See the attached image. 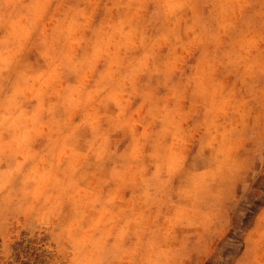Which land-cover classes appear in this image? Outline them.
<instances>
[{
	"label": "rangeland",
	"instance_id": "rangeland-1",
	"mask_svg": "<svg viewBox=\"0 0 264 264\" xmlns=\"http://www.w3.org/2000/svg\"><path fill=\"white\" fill-rule=\"evenodd\" d=\"M4 5L0 264H264V0Z\"/></svg>",
	"mask_w": 264,
	"mask_h": 264
},
{
	"label": "crops",
	"instance_id": "crops-1",
	"mask_svg": "<svg viewBox=\"0 0 264 264\" xmlns=\"http://www.w3.org/2000/svg\"><path fill=\"white\" fill-rule=\"evenodd\" d=\"M4 3H5V0H0V37H3V36H5V34H6V31H7V27H6V23H7V19H10V18H14V17H18V15H19V12H17L16 10H4V7H5V5H4ZM15 3V2H14ZM3 48V46H1V49ZM36 61H38V59L36 58L35 59ZM45 62L43 63V65H49L50 63L48 62V60L46 59V60H44ZM49 61H51V60H49ZM45 123H46V125L47 126H50V124H52L53 122H51L50 121V117H49V115L47 116V114L45 115ZM40 118V117H39ZM39 120V119H38ZM40 120H42V117L40 118ZM161 158H162V156H161ZM163 159H165V162L167 161V157L166 158H164L163 157ZM187 172V171H186ZM182 173L183 172H181V171H173L171 174H170V176H168V178L169 179H173V184H174V190H173V193H175V192H177V188L179 187V180L181 179V178H183L182 177ZM187 173H189L190 174V176H192V174L194 173V172H191V171H189V172H187ZM183 176H187V174L185 173ZM176 180H178V183H176ZM210 191H212L211 192V194H213V193H215V192H213L214 191V189H210ZM213 198H212V196H210V201L209 202H207L206 203V206H205V210L206 211H208V209H209V207L210 206H213L214 205V202H213ZM183 233L184 232H182V231H180V233L178 234V236L180 237V241H181V237H185L184 239H185V242L186 243H190L191 244V242H194V241H197V238H196V236H195V239H193L192 238V235H190L189 237L185 234V235H183ZM181 257H185V258H190V260H192V258H197V255L195 254H192V252H190L188 255L187 254H184L183 256H181ZM195 258V259H196ZM191 262V264H192V261H190Z\"/></svg>",
	"mask_w": 264,
	"mask_h": 264
}]
</instances>
